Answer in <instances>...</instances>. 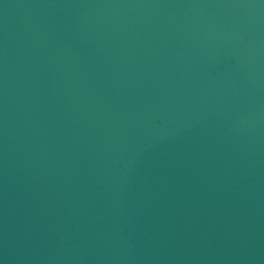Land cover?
<instances>
[{
  "label": "water",
  "instance_id": "95a60500",
  "mask_svg": "<svg viewBox=\"0 0 264 264\" xmlns=\"http://www.w3.org/2000/svg\"><path fill=\"white\" fill-rule=\"evenodd\" d=\"M0 264H264V0H0Z\"/></svg>",
  "mask_w": 264,
  "mask_h": 264
}]
</instances>
